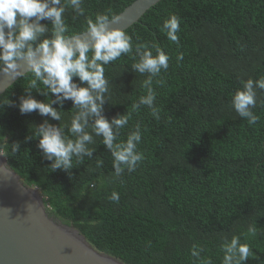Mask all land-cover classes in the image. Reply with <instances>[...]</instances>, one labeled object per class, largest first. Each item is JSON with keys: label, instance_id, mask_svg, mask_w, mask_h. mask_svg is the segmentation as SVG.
I'll return each instance as SVG.
<instances>
[{"label": "trees", "instance_id": "obj_1", "mask_svg": "<svg viewBox=\"0 0 264 264\" xmlns=\"http://www.w3.org/2000/svg\"><path fill=\"white\" fill-rule=\"evenodd\" d=\"M134 1L82 0L84 14L78 15L70 0H62L69 3L66 35L83 33L86 17L109 9L117 16ZM171 14L180 19L178 43L161 31ZM39 23L46 31L33 48L52 38L51 22ZM125 33L133 50L105 66L108 92L101 115L110 122L130 115L124 128H114V143L126 140L139 125L137 150L144 159L135 170L115 175L111 152L92 132L95 117L89 116L85 130L93 135L91 156L79 164L74 159L70 174L53 171L34 129L46 121L72 138L70 122L79 109L70 99L58 102L39 80L28 88L30 72L0 98L8 165L40 191L53 216L124 264H200L191 256L193 245L204 249L202 258L222 264L220 245L233 236L253 253L245 264H264V90L256 89L252 111L259 120L254 125L231 105L243 81L264 78V0H162ZM141 43L156 44L169 56L167 70L151 77V109L139 102L150 74L132 67ZM180 53L183 59L177 61ZM72 83L87 86L76 77ZM29 97L50 103L61 119L36 110L21 114V100ZM15 143L19 152L12 156ZM113 192L118 201L111 200Z\"/></svg>", "mask_w": 264, "mask_h": 264}, {"label": "clouds", "instance_id": "obj_2", "mask_svg": "<svg viewBox=\"0 0 264 264\" xmlns=\"http://www.w3.org/2000/svg\"><path fill=\"white\" fill-rule=\"evenodd\" d=\"M82 0H70V6L78 15L84 14ZM69 3L62 0H0V73L19 75V61L23 60L32 74L28 80V88H35L37 80L47 87V90L57 96V101L70 99L79 111L71 118L70 133L72 138L63 135L62 127L49 125L46 121L34 129V136L39 138L38 148L44 158L51 162L50 168L62 170L70 174L74 168L73 160L81 163L84 157H90L94 149L88 145L93 142V135L85 130L87 118L95 117L92 132L102 138L103 145L111 152L115 175L119 176L126 168L129 172L135 170L138 162L144 159L143 153L137 150L141 141L139 125L128 133L126 140L114 143L117 139L115 129L124 128L130 115H124L111 122L102 115L104 94L108 92L105 79V66L117 60L122 55L132 52V38L121 29H109V23H117L119 17L107 13H99L95 18L86 17V29L83 33L66 35L69 29L64 20V14ZM51 22L52 38L43 39L35 48V42L45 31V26L39 22ZM167 38L178 43L177 33L180 31V19L171 14L161 27ZM87 34L81 39V34ZM152 49H155L153 55ZM138 60L132 64L133 69L140 73H149V78L142 82L146 94L139 98L142 105L152 108L154 92L151 77L158 76L161 70H167L169 56L156 44L141 43L135 46ZM183 59V54L177 55V61ZM135 60V59H134ZM76 77L86 87H78L72 83ZM159 83V81H158ZM264 90V78L247 79L242 82L231 101L236 113L247 118L249 124H256L259 117L252 109L257 104L256 89ZM7 103V101H5ZM135 105H133V110ZM38 111L41 116H49L59 121L61 115L51 107L50 103L38 102L32 98H24L19 105L21 114ZM154 114V112H153ZM19 152V144L11 147V155ZM9 149L6 138L0 136V157H8ZM6 165H0L5 168ZM111 200L118 201L119 194L113 192ZM249 233L255 234V228L250 227ZM224 253L222 264H245L253 253L247 243H241L240 237L233 236L220 245ZM202 247L193 245L191 256L200 264H212L210 258H202Z\"/></svg>", "mask_w": 264, "mask_h": 264}, {"label": "water", "instance_id": "obj_3", "mask_svg": "<svg viewBox=\"0 0 264 264\" xmlns=\"http://www.w3.org/2000/svg\"><path fill=\"white\" fill-rule=\"evenodd\" d=\"M162 0H135L109 29L128 28ZM86 39L87 34H81ZM19 75L0 73V98L30 71L18 62ZM0 264H124L97 251L72 224L56 218L36 187L25 184L0 157Z\"/></svg>", "mask_w": 264, "mask_h": 264}]
</instances>
